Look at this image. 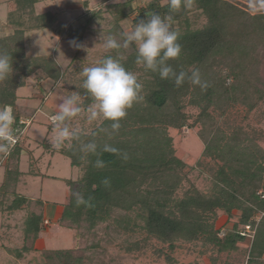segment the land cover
<instances>
[{"label":"trees","instance_id":"trees-1","mask_svg":"<svg viewBox=\"0 0 264 264\" xmlns=\"http://www.w3.org/2000/svg\"><path fill=\"white\" fill-rule=\"evenodd\" d=\"M101 1L114 23L116 39L121 42L125 21L131 20L133 27L152 13L170 15L169 23L179 33L182 53L179 59L169 63L176 72L190 74L199 70L207 87L194 86L187 79L177 87L172 80H162L158 74L145 71L135 64V46L107 54L120 58L127 70L140 73L137 77L142 84L143 99L127 110L119 130L111 129V122L102 121L89 133L79 132L78 140L68 142L61 149L54 148L48 139L39 145L51 156H66L71 166L81 173L76 180H65L69 199L59 220L60 226L75 231L76 240L80 239L81 230L94 231L106 224L108 230L114 226L121 232L143 231L172 249L179 240H202L218 252L237 250L238 243L247 240L249 235L252 239L249 264H264V149L253 144L240 128L223 132L219 129L212 132V128L208 136L200 133L205 145L203 157L219 162L213 186L210 194L192 188L179 197L181 175L187 165L176 156L169 135L170 128L179 130L189 121L186 108H197L196 122L207 126L211 110L221 102H247L252 92L260 91L257 84L262 80L253 74L254 61L245 54L256 47L257 40L264 38V12L241 14L238 8L221 0H193L191 7H196L206 18L205 25L194 27L183 4L180 9L170 11L169 1L163 4L161 0H151L137 8L132 7L131 0ZM38 2L13 0L14 7L7 21L0 25L10 31L0 36V52L13 57V74L0 82V107L11 110L15 129L24 126L20 123L17 102L18 90L26 86L27 79L40 69L47 73L48 80L57 81L64 74L54 60L30 58L26 54V33L46 30L56 18L53 12L37 14ZM103 14L101 9L90 11L82 25L67 27L71 42L82 45L89 28ZM131 15H134L132 19ZM84 92L86 108L91 99L85 89ZM48 127L51 131L52 125ZM19 136L15 132V138ZM90 142L97 145L95 154L82 151L83 145ZM26 143L18 138L11 146L7 158L14 165L5 163L0 180V196L12 198L7 207L1 206L2 210L21 211L29 204L38 207L24 221L22 250L12 251L18 260L32 252L45 228L44 201L18 191L26 176L47 177L37 166L41 159H34V150ZM105 146L118 151H104ZM24 153L29 155L26 172L19 168ZM97 159L103 160V168L95 167ZM105 179L108 185L102 183ZM76 194L85 203L77 204ZM235 211L238 222L232 230L217 229L219 213L231 220ZM259 216L260 220L256 221ZM247 228L248 234L243 235ZM220 232H224L221 237ZM43 253L48 261L57 264H80L83 260L75 249Z\"/></svg>","mask_w":264,"mask_h":264},{"label":"rangeland","instance_id":"rangeland-1","mask_svg":"<svg viewBox=\"0 0 264 264\" xmlns=\"http://www.w3.org/2000/svg\"><path fill=\"white\" fill-rule=\"evenodd\" d=\"M6 1V2H5ZM123 3L128 0H115ZM132 7L146 6L151 0H131ZM169 0H161L163 4ZM224 4L238 8L242 13L264 12V6L257 7L260 0H221ZM14 3L0 0V20L8 18L9 11ZM38 14L56 12V18L50 28L42 31L28 32L25 35L26 54L30 58H47L54 60L62 73L59 80H48L47 73L42 69L37 70L27 79L26 86L18 90V106L24 125L16 128L20 133L21 141H28V147L35 150L37 157L45 153L40 147L41 142L48 139L52 143V125L50 116L58 111V104L63 99L79 92L81 104L84 106L86 94L84 92L83 77L80 75L82 68L92 66L101 61L111 51L103 48V40L111 35L117 38L114 23L101 0H41L36 5ZM103 10L101 20H95L86 33L84 42L80 47L71 43L67 36L66 28L82 25L90 11ZM105 11V12H104ZM188 17L194 27H202L206 24V18L197 8H187ZM134 15L130 16V19ZM124 30L132 28L131 20L123 23ZM112 29V30H111ZM8 28H0V36L7 35ZM123 40V38H122ZM119 41V39H118ZM256 47L250 49L245 57L254 62V75L261 79L257 85L260 91L252 92L248 101L229 104L221 102L219 107L211 110L210 124L204 126L196 122L199 114L197 108H186L189 121L181 129H169V135L173 139L176 156L186 165L182 173L183 181L178 189V196L186 191L197 188L205 194H210L213 186V176L216 173L219 162L209 157H203L205 145L200 139V133L208 136L210 130L230 131L240 128L251 139L253 144L264 149V38L257 40ZM224 74V72H223ZM137 76L140 73L136 74ZM225 75V74H224ZM258 79V80H259ZM228 82V81H227ZM230 81L227 83L229 84ZM225 105V106H224ZM10 110V109H9ZM11 111V110H10ZM102 121L89 123L84 113L70 122L72 129L89 133ZM26 130V133H24ZM25 134L28 138H25ZM16 137L15 141L18 140ZM68 145V142L65 144ZM19 168L23 166L28 170L29 155L23 154ZM5 163H11L7 155L0 154V180ZM42 173L47 177H24L18 191L30 198H40L43 201L63 204L66 202L69 192L65 180H76L81 173L73 168L69 159L61 154L51 157L46 154L40 163ZM24 170V171H25ZM12 198L0 196V264H57L47 260L43 251L75 249L76 254L82 257L80 264H249V251L252 243L251 236L245 241L239 242L237 250L218 252L210 245H204L202 240H179L174 248L156 238L148 237L140 230L121 232L122 230L111 226L106 229V224L98 226L94 231L81 230L80 239L76 240V232L61 227L59 222H45V228L36 240L33 250L26 253L23 259L18 260L12 251L22 250L23 225L27 215L32 211H38V207L29 204L21 211L8 212L2 210L7 207ZM3 205V206H2ZM2 206V207H1ZM231 220L223 213H219L216 227L219 230H232L238 222L236 211ZM260 220V216L256 218ZM84 231V232H83ZM83 233V234H82ZM224 232H220V237ZM248 234V233H247ZM37 247V248H36Z\"/></svg>","mask_w":264,"mask_h":264},{"label":"clouds","instance_id":"clouds-1","mask_svg":"<svg viewBox=\"0 0 264 264\" xmlns=\"http://www.w3.org/2000/svg\"><path fill=\"white\" fill-rule=\"evenodd\" d=\"M193 0H169V9L178 10L183 6L190 8ZM264 6L260 0L257 7ZM171 16H161L159 13L146 15V18L134 23V26L122 33L123 40L118 41L114 36H107L103 40L105 50L129 49L135 46V64L145 71L159 75L162 80H172L177 87L187 79L192 85L202 89L207 85L201 79L199 70L190 74L185 71L176 72L170 61L179 59L182 46L179 42V33L173 30L169 21ZM71 43L76 44L75 41ZM77 47L81 45L76 44ZM13 74V57L0 52V82ZM80 75L83 79V88L91 99L85 108L81 104L79 92H73L63 98L58 104V111L50 116L52 122V146L61 149L67 142L78 140L80 133L70 127V122L85 114L89 123L109 121L111 129L119 130L121 121L127 116V110L143 99L140 95L142 84L132 71L125 68L120 58L106 56L98 63L83 67ZM15 117L7 106L0 107V154L7 155L15 143ZM82 151L95 154L97 145L94 142L83 145ZM104 151L116 152L111 146H105ZM127 159V156H124ZM95 167L103 168L104 162L97 159ZM103 184L108 185L105 179ZM77 195V204L85 203L82 196Z\"/></svg>","mask_w":264,"mask_h":264},{"label":"crops","instance_id":"crops-1","mask_svg":"<svg viewBox=\"0 0 264 264\" xmlns=\"http://www.w3.org/2000/svg\"><path fill=\"white\" fill-rule=\"evenodd\" d=\"M8 1V0H7ZM9 1H11V2H13V0H9ZM6 2V1H5ZM41 2V0H39V2L37 3V4H39ZM36 4V5H37ZM13 9V8H12ZM11 9V10H12ZM10 10V11H11ZM35 10H37L36 9V6H35ZM9 11V12H10ZM37 13V12H36ZM54 13H56V12H54ZM9 14V13H8ZM38 14V13H37ZM42 14V13H41ZM7 21V19L5 20V21H1L0 20V25L1 26H3V24L5 23ZM1 26H0V28H1ZM19 107V106H18ZM19 110H20V112H21V107H19ZM21 121L23 122V118H21ZM21 121H20V123H21ZM24 133H26V130H25V132ZM25 138H28V136L25 134ZM16 139V138H15ZM27 143L28 144H30V142H29V138H28V141H27ZM31 145V144H30ZM30 148L32 149V150H34L31 146H30ZM46 154L47 155H49V156H51L50 154H48L47 152H46V149H45V153H43L41 156H39V157H37L36 155H35V150H34V153H33V156H34V159H41L39 162H38V168L40 169V163H41V161L44 159V157L46 156ZM24 157V156H23ZM51 157H54V156H51ZM28 166H29V164H28ZM24 167L22 166L21 167V169H20V171H22V172H26L27 170H25V169H23ZM27 169H28V167H27ZM1 168H0V173H1ZM25 170V171H24ZM40 171H41V169H40ZM41 173H42V171H41ZM43 175H45L44 173H42ZM30 177H32V176H30ZM41 177V176H40ZM24 180V179H23ZM21 185V184H20ZM20 187V186H19ZM68 199H69V192H68V195H67V199H66V202L65 203H63V204H58V203H51V202H48V201H44V221L46 222V223H50V225H51V223L54 221V222H59V220H60V218H61V216H62V214H63V212H64V206L67 204V202H68ZM42 234V233H41ZM40 237V236H39ZM37 248V247H36Z\"/></svg>","mask_w":264,"mask_h":264},{"label":"built area","instance_id":"built-area-1","mask_svg":"<svg viewBox=\"0 0 264 264\" xmlns=\"http://www.w3.org/2000/svg\"><path fill=\"white\" fill-rule=\"evenodd\" d=\"M16 142V141H15ZM249 232V228L243 232V235H246Z\"/></svg>","mask_w":264,"mask_h":264}]
</instances>
